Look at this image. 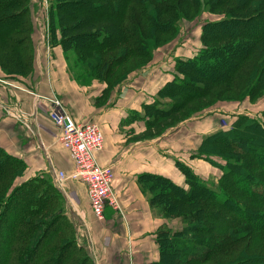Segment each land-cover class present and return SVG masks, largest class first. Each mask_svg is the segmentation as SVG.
<instances>
[{
    "label": "trees",
    "instance_id": "1",
    "mask_svg": "<svg viewBox=\"0 0 264 264\" xmlns=\"http://www.w3.org/2000/svg\"><path fill=\"white\" fill-rule=\"evenodd\" d=\"M56 1L63 49L66 52L76 50L82 58L95 61L94 64L89 62V65L92 64L91 70L98 71V77L108 86L111 85L110 81H115L116 84L123 81L129 73H123L128 64L137 58L147 59L154 47L176 30L181 19L195 17L204 3L203 0ZM206 1L210 12L226 8L228 15L221 21L205 25L201 39L206 48L197 57L178 61L176 70L186 81L181 82L176 77L160 90V99L168 97L173 101L165 108L159 106L162 104L159 99L150 105L148 109L152 120L170 118L182 110L188 101L215 96L214 87L239 83L243 85L249 79H254L253 74L256 73H260L258 80L249 92L255 95L260 89L263 90L264 0ZM20 3H24V0H0V10L8 12L0 17V41H10L11 37L6 39L7 36L25 32L24 37L13 39V43L9 42L14 44V50L19 53L26 50L23 45L27 46V50L30 49L28 33L31 27L27 25V28L26 23L22 22L27 10L26 6L18 10ZM11 9L16 12L10 13ZM10 30L13 32L10 33ZM258 53L262 64L254 63L253 66L251 61L258 59ZM16 58L19 60V56ZM21 63L20 60L19 64ZM249 85L251 84L242 93ZM229 88L219 91L228 92ZM213 156H220L225 160L226 167L216 164L212 160ZM196 157L222 169L226 187L224 198L220 199L217 192L188 167L178 164L186 176L188 189L162 176L145 174L139 177L143 190L161 191L149 199L150 203L154 206L159 199H164L168 203L165 206L166 212L169 213L179 204L187 202L197 204V200H223V205L230 210L231 215L221 213L218 219L226 227H232L229 241H241L245 232L250 230L263 236L264 210L247 207L230 194L229 190L235 189L264 205V122L250 115L239 116L228 130L205 137ZM22 164V160L0 148V182L5 173L15 171L17 176L20 175ZM32 184L33 178L14 187L8 196L0 193V241H3L0 264H49L53 261H56L55 264H63L62 253L69 248L66 245L76 244L71 238L70 242L57 250L52 259H46L47 246L62 228L58 226L59 218L53 216L51 210H47L49 200L44 198L43 193L37 194L31 187ZM51 187L55 191L54 197H60L64 201L61 193L52 184ZM202 210L201 207L197 212L195 210L192 219L190 218L192 224L175 234L176 238L168 248L161 241V236L165 235L164 229L160 231L157 235L160 259L151 264H200L211 261L217 253L227 249L228 244L217 248L208 238L214 233L201 220L199 212ZM43 211H47V219L38 216ZM232 224L235 225L231 226ZM81 249L84 261L94 264L87 250L83 247ZM69 255L71 254H68V259ZM256 256L259 259L246 260V263L241 261L240 264H264L262 255Z\"/></svg>",
    "mask_w": 264,
    "mask_h": 264
},
{
    "label": "rangeland",
    "instance_id": "2",
    "mask_svg": "<svg viewBox=\"0 0 264 264\" xmlns=\"http://www.w3.org/2000/svg\"><path fill=\"white\" fill-rule=\"evenodd\" d=\"M56 2V0H24V3L19 4L18 10L24 6H26L25 8L27 10V14L22 17V22L26 23L27 28H29L27 25L31 26L28 33L30 38V49L28 45L29 50H27L26 45H23V48L26 50H23L22 52L20 51L19 53L14 50V44L9 43H13V39L24 37V34L26 35L25 32L24 34H21L20 32L18 35L14 34V36H7L6 39L11 37L12 40L10 41H0V94L6 105V107H0V126H4L3 130L7 129L5 137H9L8 140L10 142V146H12V150L18 153L19 156H22V158H16L22 160L23 162V166H21L23 169H21L22 172L20 175L17 176L15 171L5 173L3 181L0 182V193L2 196H8L14 187L25 184L33 178V184L31 187L34 188L37 194L43 193L44 198L49 200V207L47 210H51L52 215L59 218L58 226L62 229L59 231V235L47 246L46 259H52L53 255L58 252L57 250H59L64 244L70 242L69 240L71 238L76 240L77 237L75 236V231L77 229L79 234H82L83 232L88 234L89 232L86 228H78V223L77 226L73 225L72 221L69 219L64 201L60 197H54L55 191L51 187V184L52 186L54 185L50 176L47 174L44 157L37 147L36 138L30 130L32 125L30 124L29 127L19 119L20 110L25 115L27 114L26 116L33 118L36 123H38L37 125L39 127L44 122L47 123L46 125L53 132L55 137L53 142L52 139L45 142L46 147L49 149L50 153L57 156L58 153H63V156H66V158L70 160L71 157H69V152L63 147L60 141L61 130L49 118L47 101L45 99H37V103L35 104L36 95H42L44 98L57 96L59 100H62L63 102V99L57 93L56 88H54L52 83L49 81V77L53 71L52 65L54 60V46L56 44L61 45L62 43L61 26L59 25L58 12L55 8V5L57 4ZM203 2L204 3L201 4V10L195 17L181 19L176 26V30L172 32L170 36L164 37L156 46L153 44V47L155 46L154 50L151 51V54L147 59H135L133 63L126 66L123 73L129 71V75L133 72L140 71L151 62H156V65L162 66L165 69H168L166 67L167 65H174V68L176 69L178 61H186L197 57L206 48L201 39L205 25L210 22L221 21L228 15V9L226 8L216 12H210L207 10V1L203 0ZM15 9H11L9 12L11 11L10 13H14L16 12ZM7 13L8 12L0 10V17ZM12 32L13 30H10V33ZM68 52L67 59L70 62V70H74L76 78H79L78 81H82L85 84L91 83L93 80L104 82L101 77H98V71L91 70L92 64L89 65V62L94 64L95 61L92 62L89 59L82 58V55L78 54V51L76 50ZM162 55H164V58L165 56L167 58L163 60V62L167 61L164 64L161 60L155 59ZM17 56H19V60L16 58ZM259 56H261L260 53H258V59L251 61L253 66L254 63L257 65L258 63L259 65L262 64V58ZM20 60L22 61L21 64H19ZM258 74L260 73L253 74L254 79H249V82H244L246 85H241L242 83L237 84L238 86L218 85L213 88H216L214 91L216 92L215 96H205L195 101H188L185 107L178 113L173 114L170 118H166L165 120L163 119V124L159 123V127L156 128L153 135L162 134L163 132L169 130L173 125L178 124V122L192 117L198 118L199 120L192 121L189 124L199 122L201 124V133H205L206 130L203 125L205 124L206 119H208V117L211 118L212 116V118L209 119L212 123H216L218 128L215 132H212V134L209 135L216 134L225 129L228 130L241 115H250L264 122V84H261L263 90L260 89L257 94L251 95L249 92V89L256 84L259 77ZM176 77H179L181 82L186 81L182 75H179L177 70L174 79ZM110 82L111 85H109V88L112 89L116 86V83H114L115 81ZM5 84L9 86L8 90L2 87L3 85L5 86ZM248 84H251L249 85L250 87L242 93V91L247 88ZM227 87H230L227 90L228 92L219 91ZM169 99L173 101L172 98ZM169 104L170 103H166V105ZM161 105L165 107V104ZM94 124L101 128L99 124ZM209 135H206L205 137ZM3 145L6 147L8 146L6 139L3 141ZM169 146L172 145L169 144ZM0 148L8 153L4 147ZM71 160L70 161L72 163H68L66 167H63L62 171H58L60 175H57L56 185H59L58 182L61 172H63L65 178L60 180L65 186L64 188L67 189L68 194L70 193V196L74 199L75 208L78 211H81L82 214L87 215L86 212L90 213L93 220L96 222H106L108 219L107 214L104 220H98L95 217L89 200L86 184L82 180L71 177L70 171L74 168L76 170L75 162L72 158ZM212 160L222 168L226 167V161L220 156H213ZM213 166L217 169L218 177L216 176L217 178L215 180L213 179V181L209 182V185L205 184L211 187L212 190L214 189L217 192V196L220 199H223V193L226 192L224 179H222L223 171L217 165L213 164ZM28 178L30 179L28 180ZM60 191L65 193L63 188H61ZM144 191L148 195L147 200L152 209L154 218L166 219L164 226L162 227L165 235L160 234L162 235L161 241L166 248L174 242V239L176 238L175 234L181 233L192 224L191 219L193 213H195V210L197 212L199 207H201L203 209L199 212L201 220H203L207 228L214 233L212 236L207 235L208 238L211 239V242L216 244L217 248L224 246L225 243L228 244V247L226 250L224 248L222 251L221 249H218L221 252L217 253L211 261H206L200 264H240L241 261L246 263V260L253 261L254 259H259L256 255H262V258H264V235H257L254 231L250 230L249 232H245L241 241L237 243L231 240L229 241V234L232 227H226L218 219L220 218L221 213L227 214V216L231 215L230 210L226 209L225 205H223L225 204L223 200L221 202L214 200H197V204L187 202L185 204H179L176 209L171 210L168 213L166 212L167 210L165 207L168 203L164 199H161V201L159 199L154 206L149 201L151 197H154L155 194L161 192L160 189L156 192H149L147 190ZM229 193L247 207L264 210L263 204L249 199L235 189L229 190ZM118 203L120 207L118 210H113L112 208L110 209L118 213L125 221V210L121 206L119 198ZM38 216H43V219H47V211H43V213ZM233 225L235 224H232L231 226ZM162 229L157 231L156 241L157 235ZM3 237L4 236H2V239ZM2 242L3 241L1 240L0 254L3 250ZM66 246L69 247V251L67 250L62 253L63 264H90L84 261L85 256L78 242H76V244H69ZM170 249L172 248L170 247ZM68 254H71V256L69 255V259ZM242 254H244L245 257ZM170 255H172V253H170ZM55 262L56 261H53L49 264H55ZM131 263L132 262L130 261L129 264Z\"/></svg>",
    "mask_w": 264,
    "mask_h": 264
},
{
    "label": "crops",
    "instance_id": "3",
    "mask_svg": "<svg viewBox=\"0 0 264 264\" xmlns=\"http://www.w3.org/2000/svg\"><path fill=\"white\" fill-rule=\"evenodd\" d=\"M53 52V71L49 81L77 123H97L101 126L105 146L98 154V161L105 166L111 165L116 172L114 190L125 210L124 221L118 213L108 208L106 222H96L90 213L86 212L85 215L78 211L65 186L58 181L59 185H56L58 171L72 163L71 158L70 161L63 153L57 152L58 156L50 153L45 142L50 139L53 142L55 136L47 123L39 127L33 118L19 110V119L29 127L32 125L30 130L44 157L47 174L64 199L69 219L73 225L77 226L78 223V228L83 227L89 231L88 234H79L77 229L75 241L87 250L94 264H129L130 261L131 264H151L159 261L160 247L156 233L162 229L166 219L154 218L148 195L138 181L139 177L145 174L162 176L188 189L186 176L178 165L182 164L209 185L218 177L217 169L196 155L199 154L202 139L215 132L217 124L211 122L212 116L208 117L203 125L206 131L201 133L199 122L189 124L199 120L192 117L178 122L162 134L153 135L159 123L163 124V119L153 121L148 107L158 99L165 107L168 106L166 103H172L170 99H160L158 94L174 79V65H167L168 69H165L151 62L110 89L105 82L93 80L85 84L78 81L74 70H70L67 59L69 52H65L59 44L54 46ZM158 57L155 59L161 62L167 59L164 55ZM2 87L8 90L9 86L5 84ZM1 106L6 107L0 94ZM159 106L165 108L161 104ZM3 128L0 126V147H4L13 157L22 158L12 150L9 137H5L7 129ZM5 139L7 147L3 145ZM74 171L75 168L70 171V175ZM59 186L66 194L60 191Z\"/></svg>",
    "mask_w": 264,
    "mask_h": 264
},
{
    "label": "built area",
    "instance_id": "4",
    "mask_svg": "<svg viewBox=\"0 0 264 264\" xmlns=\"http://www.w3.org/2000/svg\"><path fill=\"white\" fill-rule=\"evenodd\" d=\"M35 99L36 102L37 99L47 101L49 118L60 128V141L76 165L71 177L86 184L93 213L98 220H104L108 208L118 210L120 207L114 190L115 171L111 165L105 166L98 161L105 143L102 129L94 123H77L57 96L44 98L36 95ZM62 178H65L63 172Z\"/></svg>",
    "mask_w": 264,
    "mask_h": 264
},
{
    "label": "bare ground",
    "instance_id": "5",
    "mask_svg": "<svg viewBox=\"0 0 264 264\" xmlns=\"http://www.w3.org/2000/svg\"><path fill=\"white\" fill-rule=\"evenodd\" d=\"M58 174V173H57ZM59 183H60V185H62V186H64L63 184H62V182H61V180L59 179Z\"/></svg>",
    "mask_w": 264,
    "mask_h": 264
},
{
    "label": "water",
    "instance_id": "6",
    "mask_svg": "<svg viewBox=\"0 0 264 264\" xmlns=\"http://www.w3.org/2000/svg\"><path fill=\"white\" fill-rule=\"evenodd\" d=\"M57 176V175H56ZM57 178V177H56Z\"/></svg>",
    "mask_w": 264,
    "mask_h": 264
}]
</instances>
